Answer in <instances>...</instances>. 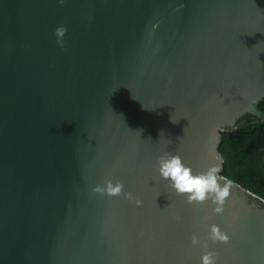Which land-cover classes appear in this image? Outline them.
Returning a JSON list of instances; mask_svg holds the SVG:
<instances>
[{"label":"water","instance_id":"water-1","mask_svg":"<svg viewBox=\"0 0 264 264\" xmlns=\"http://www.w3.org/2000/svg\"><path fill=\"white\" fill-rule=\"evenodd\" d=\"M263 97L264 0H0V264H264L262 199L232 182L217 215L156 165L221 176V133Z\"/></svg>","mask_w":264,"mask_h":264},{"label":"clouds","instance_id":"clouds-1","mask_svg":"<svg viewBox=\"0 0 264 264\" xmlns=\"http://www.w3.org/2000/svg\"><path fill=\"white\" fill-rule=\"evenodd\" d=\"M62 6L65 0H58ZM67 32L65 26H59L54 30L56 43L63 49L64 37ZM173 124L179 121H172ZM158 176L161 180L166 181L168 187L176 195L185 199L189 205H203L210 203L214 214L222 215L226 199L230 196L232 182L220 176L221 168L218 165L207 168L206 171L194 174L193 170L186 166L179 155L165 152L157 157L156 160ZM92 192L94 194L104 195L109 198L121 197L134 203L137 207L141 206L142 201L134 197L131 192L124 191V185L116 181L105 180L102 185H96ZM209 240L214 243L228 244L229 236L221 228L212 224L209 228ZM191 244L198 246L201 241L194 235L191 238ZM200 264H218L216 254L211 250H205L200 257Z\"/></svg>","mask_w":264,"mask_h":264},{"label":"trees","instance_id":"trees-1","mask_svg":"<svg viewBox=\"0 0 264 264\" xmlns=\"http://www.w3.org/2000/svg\"><path fill=\"white\" fill-rule=\"evenodd\" d=\"M257 108L264 113V97ZM221 137V176L264 201V121L247 115L237 121L235 130Z\"/></svg>","mask_w":264,"mask_h":264}]
</instances>
